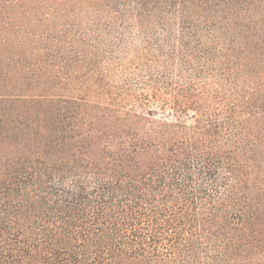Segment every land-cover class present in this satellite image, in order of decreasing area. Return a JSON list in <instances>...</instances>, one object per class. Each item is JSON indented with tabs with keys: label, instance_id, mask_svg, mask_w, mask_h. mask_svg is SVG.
<instances>
[{
	"label": "trees",
	"instance_id": "16d2710c",
	"mask_svg": "<svg viewBox=\"0 0 264 264\" xmlns=\"http://www.w3.org/2000/svg\"><path fill=\"white\" fill-rule=\"evenodd\" d=\"M152 25L130 107L101 36ZM0 264H264V0H0Z\"/></svg>",
	"mask_w": 264,
	"mask_h": 264
},
{
	"label": "rangeland",
	"instance_id": "374dc122",
	"mask_svg": "<svg viewBox=\"0 0 264 264\" xmlns=\"http://www.w3.org/2000/svg\"><path fill=\"white\" fill-rule=\"evenodd\" d=\"M68 26L74 27L75 30H87L89 28V24H61L63 28ZM143 32L155 36L156 42L146 45L144 35L140 30H132L122 44H117L114 46L115 48H112L109 44L115 42V36L109 37L108 33H102L103 36L101 37L104 40L107 39L108 43L101 47L103 54L102 57H99L101 58L100 64L93 73L94 78H101L104 74L105 82L109 84L107 89L116 96H121L120 100L126 101L127 106L130 107L141 94L149 97L159 94L171 99V94L165 89L168 82L167 78L178 79L179 75L176 73L177 67L171 61V58H174L177 62L178 55L173 57L174 43L167 42L165 33L157 25H152ZM168 60H170L169 68L168 66L165 67ZM185 72L188 74L189 69ZM152 80H155V83H152ZM156 90L160 92L157 93ZM106 96V94H100L99 98H107ZM152 108L160 117L171 118L172 116L168 111H163L161 105L156 104Z\"/></svg>",
	"mask_w": 264,
	"mask_h": 264
}]
</instances>
